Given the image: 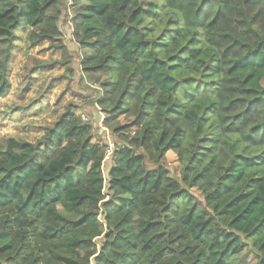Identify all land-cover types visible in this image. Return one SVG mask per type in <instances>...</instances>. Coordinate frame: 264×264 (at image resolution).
I'll use <instances>...</instances> for the list:
<instances>
[{
    "label": "trees",
    "instance_id": "16d2710c",
    "mask_svg": "<svg viewBox=\"0 0 264 264\" xmlns=\"http://www.w3.org/2000/svg\"><path fill=\"white\" fill-rule=\"evenodd\" d=\"M63 2L0 0V98L10 89L8 63L17 31L27 29L25 42L29 45L43 41L55 44L61 37L58 27L60 9L57 5ZM247 2L257 4L264 3V0ZM71 4L74 7L71 18L73 38L81 48L92 54L80 60L83 76L88 79L109 72H121L118 81H102L101 87L106 89V94L97 101V105H112L102 108L106 113L102 125L108 131L123 137L130 129L141 130L140 134L127 141L124 155L126 162L135 161L133 168L143 166L137 181L138 184L145 182V193L142 195L154 196V187L159 192L157 181H163L167 189H173L174 185L179 189L172 190L167 197L169 203L159 208L154 207L159 202L151 198L141 200L139 206H133L130 202L125 203L126 196H116L120 202L117 205L118 212L109 211L105 216V220L109 221L113 215H117L119 222L116 227L120 232L116 235L121 240L126 239L129 226L135 224L144 237L141 251L152 254L150 264H173V261L175 264H188L189 261L190 264H227L230 255L239 254L247 247L241 239L243 233H247L243 238L246 240L255 236L260 251L264 252V243L260 242L264 240V42L249 46L245 37L234 38L232 29L226 23L229 14L227 7L221 11V5H226L227 0H200L195 11L200 12L203 8L208 13L209 22L217 28L212 34L213 42L222 50L220 60L206 65L204 71L207 72L209 67L215 68L216 72L212 75L216 76L224 72L225 64H231L227 68L230 79L227 82L201 79L196 83L197 92L200 84L215 86V92L209 94L205 88L203 94L182 93L181 99L190 106L186 107L185 104L170 103V100L179 91L178 84L187 85L188 81H196V77L191 74L197 71L192 62H199L198 57L203 49L189 47L192 44L189 40L180 49V53L187 49L189 53H196L195 56H182L178 53L177 56L169 55L167 61L153 58L154 54L146 56L150 45L159 47L154 40L139 38L142 31H152L144 25L145 20L156 19L152 6H137V0H113L117 13H127L123 19L109 20L105 25L110 32L119 36L117 48L123 53L120 57L123 63L119 69H114L109 63L115 62L114 57H104L100 63L96 62L107 45L101 40L91 39V36L100 34L94 21L107 9V0H86L84 5L79 0H73ZM176 6H181L180 0H176ZM53 9H56L55 15L51 14ZM82 35L84 38L81 39ZM55 47L62 51L63 66L71 70L65 47L62 44ZM177 59L185 63L178 64ZM141 60L144 64L137 69L135 66ZM128 65H132L133 70L125 79L124 70ZM133 77L137 78L133 80ZM165 81L169 83L160 88L159 93L155 88H149L141 99L140 92L144 84L155 82L159 87ZM224 89H227L229 102L223 111L232 115L225 117L223 136L217 138L208 132L211 127L209 121L222 110V106L212 101L210 95L222 93ZM153 96L157 98L150 99ZM189 96L191 99H188ZM153 111L162 114L164 124L169 130H174L171 139L166 133H161L160 140L156 142L160 146V156L155 160L150 151L153 147V133L150 128L144 127L145 120ZM134 113V119L125 125L120 124V118ZM70 114L75 116L73 111H65L55 127L49 129L37 145L0 136V255L11 251L14 240H18L22 248L28 249L20 257L23 264H81L88 257H92L89 264H135L131 259L135 253L131 251L116 252L114 258L111 256L116 251V241L111 231L103 233L102 242L97 240L96 237L100 235L96 232L97 213L82 210L86 201H92L84 187L88 178L81 175L78 182L71 180L52 183L57 178L45 169H51L56 161L49 158L47 161L39 159L38 163L34 162L37 158L34 150L41 143H48L51 132L56 131L59 136L57 129L64 127L65 138L70 136L72 129H68L65 122V117ZM118 121V126L109 129V125L117 124ZM182 121L188 122L187 129L177 127ZM193 126L198 137V151L186 164H183L182 158L177 159L183 167L180 179H173L160 162L169 146L176 158L179 156L175 149L192 132ZM78 127L84 129L79 135L92 128L89 123H82ZM244 129L247 132L240 138L238 145L231 137ZM91 140L92 136H89L84 143L88 144ZM100 146L106 148L107 144L104 142ZM92 147H97V143H93ZM213 152L227 158L226 166ZM146 160L156 166L148 167ZM183 182L189 183L190 187L197 182L211 186L212 190L203 197V209L199 207L202 201L198 196L188 188L181 187ZM109 184L117 191H122L120 185L112 184L111 181ZM128 186L125 182L124 188ZM25 192L27 195H24ZM181 193L184 195L181 196ZM173 197L177 199L173 201ZM193 200L196 203H192ZM186 203L192 206L184 211ZM109 204H112L111 198L102 207ZM134 215L139 216V219H133ZM177 231L180 235H176ZM172 237L175 240H190L191 243H185L178 250L171 246L174 244ZM254 255L258 264H264V256ZM9 259L15 261L16 257Z\"/></svg>",
    "mask_w": 264,
    "mask_h": 264
},
{
    "label": "clouds",
    "instance_id": "9594fccd",
    "mask_svg": "<svg viewBox=\"0 0 264 264\" xmlns=\"http://www.w3.org/2000/svg\"><path fill=\"white\" fill-rule=\"evenodd\" d=\"M79 2L85 3L86 0H79ZM71 3H73V0H65L64 3L57 5L60 9L59 14L61 19H70L71 13H69L68 16H65L64 9L67 7V4ZM180 3L181 6L177 7L176 0H137V6L151 5L156 13V19L144 21V25H146L148 29H152V31L150 33L142 31L139 38L156 41V45L159 47L150 45L148 53L145 55L148 56L154 54L153 58L158 57L165 61H167L169 55L177 56L178 53L182 56H195L196 53H189L187 49H185L183 53H180V49L183 48L185 44H188L189 40L192 41V44L189 45V47L195 46L203 49L202 54L198 57L199 62H192L197 69V71L191 73L196 77V81H188L187 85L178 84L177 89H179V91L173 89V91H176V95L170 100V103L185 104L186 107H190L181 99V94L185 92H191L193 95L203 94L205 88L208 89L209 94L214 93L215 86H206L204 84H200L199 92H197L196 83L205 78L227 82L230 79L227 74V68L231 67V64H225L224 72L216 76L212 75V73L216 72L215 68L209 67L207 72L204 71L206 65L215 64L220 60L222 50L214 44V36L212 35L217 31V28L209 22V15L203 8L200 12L195 11L200 5V0H180ZM107 4V9L94 21L96 26L100 29V34L98 36H91V39L101 40L107 45L101 54V58L96 62L100 63L104 57H114L115 62L109 61V63L112 64L114 69H119L120 65L123 63L120 59L123 53L118 50L116 43V41L119 40V36L110 32L105 25L109 20L123 19L127 13H117L116 8L113 6V0H107ZM224 7H227L229 12L226 23L232 29L231 34L234 38L239 39L245 37L249 46L264 42V3L251 4L248 3L247 0H227L226 5H221L222 12ZM51 14L55 15L56 9H53ZM212 14H215L214 10ZM144 25H142V27ZM84 35L80 38H84ZM197 41H199V43H197ZM234 47L238 48L239 45H234ZM176 63L182 64L185 63V61L177 59ZM143 64L144 61L141 60L135 67L138 69ZM157 67H159V64H157ZM132 70V65L126 67L124 70L125 79H127V76L131 75ZM138 76L139 72L137 71V77ZM120 77L121 72L115 71L109 72L107 75L93 76L85 79L84 85L87 86L88 100L80 102L81 108L76 110L75 116L70 114L65 117L67 128L72 129L70 136L65 138L64 127L57 129V131L60 132L59 136L56 135V131L51 132L48 137V143H41L39 148L34 150V155H37V159L40 160L47 161L49 158H52L56 161V164L53 165L51 169H45L46 171H49L51 175L56 176V181H53L52 183L71 180L78 182L81 175L88 178V182L84 187L87 188L86 195L92 197V201H86L82 206V210L84 212L97 213L95 217L96 232L100 233V235L96 237L97 240L102 242L104 232L111 231L113 233V238L116 241V244L114 245L116 251L111 253L113 258L116 256V252L131 251L135 253V256L131 257L135 264H150L152 261V254H145L141 251V242L144 237L139 233L138 227L135 224L130 225L126 239L121 240L119 236L116 235L117 232H120V229L116 227L119 222L117 215H113L109 221L105 220V216L108 215L109 211H112L113 213L118 212L117 205L120 202L116 200V196H126L127 200L125 203L130 202L133 206H139L141 200L151 198L159 202L154 206L155 208H159L169 203L167 197L171 195L172 190L179 191V189L176 188L175 185L173 186V189H167L163 186V181H157V184L160 185L159 192H157L154 187L152 189V193L155 194L154 196H148L147 194L142 195V193H145V182L141 181L138 184L137 181L140 179L139 174L142 171L143 166L138 165L133 168L135 161L129 160L126 162L124 155L126 151L124 146L127 144V141L131 140L133 136L140 134V129H130L123 137H121L119 133H113L106 141V148L101 147L100 141L96 139L94 133L99 127V121L106 115V113L102 111V108H109L112 106L97 105L95 103L98 97L106 94V89L101 87V83L105 80L118 81L120 80ZM137 77H133V80ZM167 83L169 82L165 81L161 83L159 87H157L155 82L144 84L140 92L141 99L149 88H155L157 93H159V89L164 88ZM117 98H119L118 94ZM156 98L157 97L155 96L150 97V99L153 100ZM188 99H191V96H189ZM210 99L215 101L217 105L222 106V110L217 115L211 117V120L209 121L211 127L208 128V132L215 134L216 137L219 138L223 136V128L226 123L225 117L232 115V113L223 111V108H226L229 102L227 98V89H224L222 93L210 95ZM133 103H137V101H133ZM85 108L92 112V116L88 120V123L92 124L93 127L83 135H79L84 132V129L78 127V125L84 123V117L81 115V112ZM62 111H69L71 113L73 110L62 106ZM134 118L135 113L131 116L125 117L123 122L127 123ZM230 122L231 121H227V123ZM118 124L119 121L117 124L109 125V129L118 126ZM53 127L55 126L53 125ZM144 127L152 130L153 137L151 143L153 147L150 151H152V159L155 160L156 157L160 156V146L156 142L160 140L161 133H166L169 139H171L174 135V130H169L167 128L164 124L163 115H158L156 111H153L147 117L144 122ZM177 127L187 129L188 122L182 121ZM246 132L247 129H244L238 135L232 136L231 139L237 141L239 145L240 138L243 137ZM89 136H93V140L89 141L88 144H85L84 141L88 140ZM73 137H75V139H73ZM93 142L97 143V147H92ZM127 146L131 147L132 145ZM89 149L91 150L89 151ZM200 150L203 149L201 148ZM140 151H143V149H140ZM167 151L169 155L173 154L171 146H169ZM197 151L198 137L195 133V126H193L192 132L183 140L180 147L175 149V152L179 154L177 159L179 160L182 158L183 164H186L189 158ZM212 154L217 156L218 159H221V162L226 166L227 158L220 157L218 152H213ZM133 155H135V153H133ZM197 159H199V157H197ZM145 163L148 167L154 168L156 166L148 160H146ZM183 164L176 169V174L170 170L168 175L172 176L173 179H177V175L180 173ZM66 168L68 169L67 172H65ZM120 177H124L125 179L122 180ZM93 181L95 183H93ZM109 181H111L112 184L120 185L122 191H117V189L112 188ZM125 182L129 185L127 188H124ZM101 184H103V187H101ZM45 187L48 188V185ZM181 187L188 188V190L193 192L194 195H197L199 200L202 201L199 207L201 209L205 207L203 197L212 190L211 186L197 182L190 187L189 183L183 182L181 183ZM24 195H27V193L25 192ZM183 195L184 193H181V196ZM109 198L112 199V204L102 207V205H105V201ZM172 199L175 201L177 198L173 197ZM192 203H196V201L193 200ZM191 206V203H186L183 210L187 211ZM173 207H175L174 204ZM120 215H123V213H120ZM213 215L215 214L213 213ZM133 219H139V216L134 215ZM224 223L226 226L227 219H225ZM176 235H180V232L177 231ZM244 236H247V233L242 234V240ZM172 239L174 240V244L171 246L177 247L178 250L185 243H191L190 240L186 241L183 238L175 240V237H172ZM244 242L247 244V247L239 253L233 264H238L241 259L245 258L246 254L252 264H258V260H252L251 256V254L264 256V252L259 249L257 238L255 236L248 237ZM260 242L264 243V240H261ZM165 243H167V241H165ZM26 251H28L27 248H22L20 242L14 240L12 250L4 255H0V264H17V262L23 264L20 257L23 256ZM205 254L207 253L205 252ZM12 256L16 257L15 261L9 259V257ZM91 260L92 257L85 258L81 264H89ZM173 264H175V261H173ZM188 264H190V261Z\"/></svg>",
    "mask_w": 264,
    "mask_h": 264
},
{
    "label": "rangeland",
    "instance_id": "374dc122",
    "mask_svg": "<svg viewBox=\"0 0 264 264\" xmlns=\"http://www.w3.org/2000/svg\"><path fill=\"white\" fill-rule=\"evenodd\" d=\"M71 5L67 4L64 9L65 16L71 13L70 19L59 20L61 37L55 44L43 41L33 46L29 45L25 42L27 29L21 28L17 31L8 63L10 89L0 98V136L37 145L65 112L62 111V106L67 108L72 106L76 114V110L81 108L80 102L88 100L87 86L84 85L86 78L80 70L79 63L81 59L92 54L81 48L73 38L71 18L74 7ZM59 44L65 47L69 55L68 66L71 70L62 64V51L55 47ZM101 97L96 99V104ZM81 115L84 117V123H88L92 112L85 108ZM123 119L120 118V124H127L128 122H123ZM102 122L103 119L99 121V127L94 133L100 144L106 143L113 134L103 127ZM90 125L93 127L92 124ZM38 160L36 158L34 162L38 163ZM160 165L168 173L171 170L174 174L180 167L175 154L169 155L168 152L162 158ZM180 176L179 173L177 179H180ZM238 255H230L227 264H233ZM251 256L252 260H256L254 254ZM238 264H252V262L246 254Z\"/></svg>",
    "mask_w": 264,
    "mask_h": 264
}]
</instances>
